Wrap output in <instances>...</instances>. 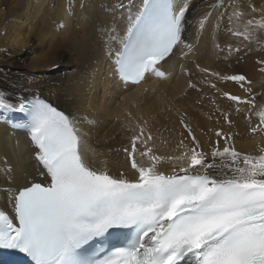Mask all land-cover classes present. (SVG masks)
I'll list each match as a JSON object with an SVG mask.
<instances>
[{"label": "snow or ice", "instance_id": "1", "mask_svg": "<svg viewBox=\"0 0 264 264\" xmlns=\"http://www.w3.org/2000/svg\"><path fill=\"white\" fill-rule=\"evenodd\" d=\"M190 4L141 0L135 16L129 15L115 60L125 84L139 85L148 73L166 77L158 65L185 43ZM248 7L264 13V6ZM247 15L234 10L228 20L238 26L228 31L252 44L264 38V15L245 20ZM227 47L229 54L240 51ZM224 79L241 87L251 84L244 75ZM225 95L237 105L256 108L254 97ZM0 112V119L21 114L22 119L8 122L28 130L34 167L47 180H30L22 166L17 180L15 167L0 162L6 184L0 193L12 206L10 211L0 208V252H19L30 264H264V147L261 155L244 154L230 143L231 136L217 132L223 145L218 139L206 153L182 120L192 147L177 156L160 155L152 133L137 125L130 146L123 148L129 178L124 171L113 175L107 161L97 166L88 155L87 134L50 103L38 97L13 103L0 91ZM257 115L251 132L264 138V109ZM174 161L179 163L166 174L162 166ZM113 237L120 246L111 244Z\"/></svg>", "mask_w": 264, "mask_h": 264}, {"label": "bare ground", "instance_id": "2", "mask_svg": "<svg viewBox=\"0 0 264 264\" xmlns=\"http://www.w3.org/2000/svg\"><path fill=\"white\" fill-rule=\"evenodd\" d=\"M224 1L221 0L220 3H224ZM244 1L247 2V0ZM4 2L5 0H0V47H3V50L0 51V91L4 92L6 98L13 103L18 102L21 98L25 100L36 97L44 98L46 102L69 115L77 122V127L81 132L87 134L84 138L89 147V157L96 161L97 166H102V162L107 161L113 175H119L120 171H124L129 178H132L123 152V148L130 146V137L138 132L128 116L132 106L136 109L133 113H142L138 124L152 133L155 144L163 143L164 145L168 143L167 136L169 134L166 133L169 130L174 131L172 129L173 123L181 117L195 119L196 125L199 127L202 124L199 117L208 110L217 86H225L223 84L225 83L224 77L227 74V66L223 60V55L218 56L220 65L218 66L219 73L215 87H212L214 83L210 71H201V69H211V57L214 56L211 53L215 49L212 50L216 12L211 11L205 16L201 13L206 12L208 8L209 2L207 0H191L189 11L186 14L187 21L193 10L197 12L204 10L200 12L201 18L198 23L196 22L197 26L192 24L190 30L183 33L182 39L186 44L177 45L172 56L162 62V66L158 65L162 71L168 73V76L158 79L152 78V73L146 74L145 80L139 85L124 84L118 80L115 72V60L126 36L129 15L135 16L141 5V0H103L99 2H102L99 5L100 12L97 10L93 13L94 11L89 8V14L82 16L81 76L79 79L59 73L57 75L45 73L37 76L26 73L19 61L25 58L28 50L33 55L32 50H36L34 58H30V64L33 66L31 69H44V67L47 69L52 65L50 59L52 57L48 53L55 47H60L64 40H69V35L55 37L54 40L57 42H52V46L46 48L45 41L49 37H45L48 35V30L54 31L53 26L50 25L47 16L41 18L38 25L36 23L48 10L45 9L47 0L40 1V7L37 11L31 10L28 5L23 9L21 8L24 5L18 8L17 4L7 5L6 9ZM256 2L260 4L262 0ZM80 3L81 8L80 6L79 8L81 12L85 13L83 1ZM216 4L218 5L217 1ZM205 5L207 6L205 7ZM227 5L225 6L227 7ZM249 14H253L251 10ZM54 15L56 16L55 19L62 17L61 24L64 27L58 30L66 31L69 26L68 19H71L68 17L69 12L67 13L65 8L64 16L68 18L66 19L61 16L60 9L57 7ZM32 16L37 18L33 24L38 27L30 25ZM121 25H124L122 32H120ZM222 29L224 30V28ZM39 34L44 35V38L39 39ZM186 36L189 37L186 38ZM90 42H92L91 45ZM197 60H201V62H197ZM193 64L200 69H192L188 73L189 75L184 77L187 67ZM100 65H104L105 68H98ZM109 65L110 73L105 76L103 72L109 68ZM257 76L259 77V75ZM190 84L193 86L190 87ZM250 87L255 92L261 89L264 93V82L262 83V81ZM102 88V91L110 92L117 98L107 101L101 92ZM226 89L228 90V88ZM251 92L247 96H251L249 95ZM121 95L122 97H120ZM202 106L204 107L201 109ZM2 116L4 113L0 112V117ZM12 118L22 119L19 113L9 114L7 118L0 119V162L7 160L10 166L15 167L16 171L13 175L17 180L21 176L22 166L30 180L34 178L36 182L47 183V180L38 174L39 169L34 167L37 164L33 158L35 149L31 146L28 131L25 128H13L12 124L8 122ZM145 122L147 123L145 124ZM158 133L166 136H157ZM229 136L232 138L230 143H233L241 153L254 156L261 155L259 148L264 147V138L258 134L242 133L235 129ZM218 139L202 141L200 144L210 153ZM219 141L223 145V139H219ZM163 170L166 174L172 172L171 167ZM4 172V164L0 163V186H6ZM4 207L10 211L12 206L11 204L5 205L4 194L0 193V208Z\"/></svg>", "mask_w": 264, "mask_h": 264}, {"label": "rangeland", "instance_id": "3", "mask_svg": "<svg viewBox=\"0 0 264 264\" xmlns=\"http://www.w3.org/2000/svg\"><path fill=\"white\" fill-rule=\"evenodd\" d=\"M40 1L42 0H5L4 6L7 9V5L13 6L17 4L16 6H18V8L24 5V7L21 8L23 9L25 8L26 5H28L31 8V10L37 11L40 7V3H41ZM81 1H83V7L85 10V13L81 12V9H80ZM100 1H103V0H47L48 3L46 4L45 9H48V10L46 13H44L45 15L43 14V16L38 19L36 23L38 25L40 19L43 18L44 16H47V19H49L50 25L53 26L54 31H51V30L47 31L48 35L45 38L47 37L49 38H47L45 41L47 44V46L45 47L46 48L51 47L52 42H57L56 40H54V38L58 37L59 35L65 36L67 34L69 35V40H64V42L60 45V47H55V49L50 50L48 55L51 56L53 59L50 58L52 65L47 67V69L46 67H44V69L43 68L31 69L33 68V66L32 64H30V61H31L30 58H34L36 50H32L34 55L30 53L28 50L27 54H25L26 55L25 58L19 61V63L22 64V66L25 68L26 73L27 74L31 73V75H36V76L40 74L44 75L45 73H48L49 75H51L52 73L53 75H57L59 73L61 75L65 74L67 77L73 76L79 79L81 76V24H82L81 21L83 20L82 16H84L85 14H89V8H91L94 11L93 13L99 10V5L102 3V2L99 3ZM207 1L209 2V4H207L208 8L206 12H201L204 9L198 12L194 10L191 12V16L189 20L187 21V26H185V29H186L185 32H188L190 30V27L192 26V24L194 25L196 24V22L198 23V21H200L201 13L202 15L205 16V14L210 13L211 11L216 12L215 14V21H216L215 22L216 23L215 24V36L216 35L217 36L216 37L214 36V44L212 46V50L214 48L216 50L214 49L211 53L212 56L214 55L213 57H211L212 59L211 69L206 68L207 71H210L211 75L212 73L216 74V75H212V78H213L212 82L214 84L217 83V76L219 73L218 66L220 65L218 56L223 55L224 58L223 57L222 58L226 62V66H227L226 77L232 76V75H244L247 78V80L251 81V84H245L243 87H241L240 83H237L232 80H227V79L225 81L224 79L225 83L223 85L225 86L226 84L228 85L227 87L217 86L218 88L216 89L215 93L218 95H216L215 93L213 94L211 98L212 102L210 103L208 110L204 112L202 116L199 117L200 118L199 120H201L202 124L198 127V125H196L197 121L195 119L184 118V117H181L178 121L174 122L172 126V129H174V131L169 130V132L166 133V134H169L167 136L168 143L164 145L163 143L156 144L155 150L157 151V154H160V155L177 156L181 154L182 152H184L185 150L187 151L190 147H192L191 137L187 135V131L184 127V124H187L193 130L199 142L209 141V140L212 141L218 138L223 139L222 137L229 136L232 131H235V129L240 130V132L242 133H247V132L251 133V127H254L257 123H259V117L257 115L258 111L261 109H264L263 91H261V89H258V91L255 92L250 87L251 85H255V83L259 81H262V83L264 82V71H261V68H264V64L259 63V61L264 60V38H262L259 41L253 42L252 44H249L247 41H243L242 39H238L232 36L231 32L228 31L229 27L238 26V22H236L235 19L233 20V23L231 24V26L229 25V20H228L229 15H231L232 12L236 9H237L236 11H243V12L245 10V13L248 14L244 18L245 20L247 18H251L252 17L251 15L255 16L257 20H260L262 15H264V13H261L260 11H258L256 13L249 14V11L251 9L247 5H249L250 3L252 5H255L257 8H260L261 6H264V0H262V3L260 4L256 2L257 0H251V1L247 0V2L245 1L243 2V0H228V1L225 0L224 3H220L221 0H207ZM216 1L218 5L216 4ZM224 4L225 5L228 4L227 7ZM207 5H205V7ZM57 7H59L60 9L61 16H64L65 8H66L67 13L69 12V10H71V13L73 14L71 16L68 15V17L71 19H68L64 16L66 19H68L69 26L67 30L66 31L63 30V32L58 30L61 28L60 25H61L62 17H60V19H55L56 16L54 15V11L56 10ZM227 8L228 9L230 8V9L228 10ZM32 17H31L32 21L30 25L37 26L33 24L34 23L33 21H35L36 17L35 18L33 17L34 20ZM242 24H243V20L239 22V26H241V30H243ZM196 26L197 24L195 25V27ZM123 28H124V25H121L120 32H122ZM222 28H224V30ZM38 37L39 39H42L44 38V35L39 34ZM187 37L189 36H186V38ZM215 40L219 42L217 43ZM35 43H36V40H35ZM216 43L219 45V47H217ZM89 44L91 45L92 42H90ZM185 44L186 43H184V45ZM228 45H231L233 49H235L236 47H239L240 51L238 52L233 51L231 54H229L228 47H227ZM2 50H3V47H0V51ZM6 53L8 52L6 51ZM198 61L201 62V60H197V62ZM98 68H105V66L100 65ZM192 69L199 70L200 68L198 66H195L194 64L190 65V67H187V69L185 70V73L183 76L187 77V75H189L188 73H190ZM109 70H110V65H109V68H107V70L103 72V74L107 76V74L110 73ZM257 75H259V77ZM80 82H81V79H80ZM230 85H231V88H229ZM226 88H228V90ZM247 88H250L252 90L251 94H249L251 96H247V94L250 93L249 91L245 90ZM219 89H222L223 92H221L222 90L220 91ZM102 90L103 88L101 89V92L104 94L107 101L108 100L111 101V99L114 100L117 98V96H115L114 94L107 92V91H102ZM225 92H227L230 95L241 97L242 99H249L251 97H254L256 108L252 109L247 104L237 105L236 102L229 100L227 96L223 94ZM120 97H122V95ZM225 101L228 103H226ZM197 102L199 103V101ZM216 102L220 104H217ZM203 107L204 106H202L201 109ZM237 108H239V111H237ZM220 110L222 111V113ZM134 111H136V109L132 106L131 111L128 113V116H129L131 123L136 127L137 126L136 124H138V122L140 121V117L142 116V113H133ZM225 117H227V119ZM182 120L184 121V124L181 123ZM153 129H156V127H153ZM217 132H220L222 134V137H217L216 136ZM161 133H165V132H161ZM160 134L158 133L157 136H161V137L166 136L164 134H161V135ZM181 140H183V145L180 144ZM201 150L208 153V151H206V149L204 148L202 144H201ZM172 163L178 164L179 162L174 161V162L165 163L162 166V169L170 168V167L172 168Z\"/></svg>", "mask_w": 264, "mask_h": 264}]
</instances>
